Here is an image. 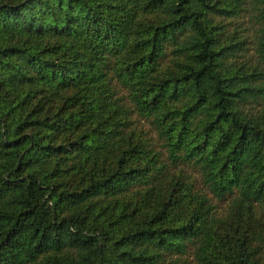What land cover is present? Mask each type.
<instances>
[{"label": "trees", "instance_id": "1", "mask_svg": "<svg viewBox=\"0 0 264 264\" xmlns=\"http://www.w3.org/2000/svg\"><path fill=\"white\" fill-rule=\"evenodd\" d=\"M0 264H264V0H0Z\"/></svg>", "mask_w": 264, "mask_h": 264}]
</instances>
